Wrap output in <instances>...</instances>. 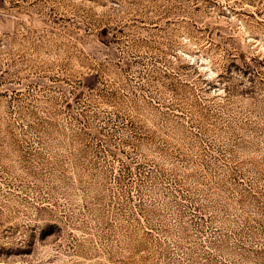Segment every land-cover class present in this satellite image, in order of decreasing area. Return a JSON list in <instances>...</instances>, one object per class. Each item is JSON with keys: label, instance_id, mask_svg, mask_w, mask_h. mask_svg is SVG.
<instances>
[{"label": "rangeland", "instance_id": "1", "mask_svg": "<svg viewBox=\"0 0 264 264\" xmlns=\"http://www.w3.org/2000/svg\"><path fill=\"white\" fill-rule=\"evenodd\" d=\"M0 264H264V0H0Z\"/></svg>", "mask_w": 264, "mask_h": 264}]
</instances>
